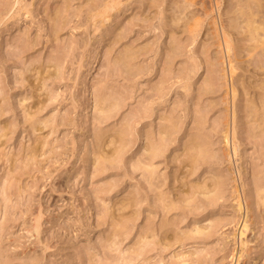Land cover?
<instances>
[{"label": "rangeland", "instance_id": "rangeland-1", "mask_svg": "<svg viewBox=\"0 0 264 264\" xmlns=\"http://www.w3.org/2000/svg\"><path fill=\"white\" fill-rule=\"evenodd\" d=\"M0 264H264V0H0Z\"/></svg>", "mask_w": 264, "mask_h": 264}, {"label": "bare ground", "instance_id": "bare-ground-1", "mask_svg": "<svg viewBox=\"0 0 264 264\" xmlns=\"http://www.w3.org/2000/svg\"><path fill=\"white\" fill-rule=\"evenodd\" d=\"M224 43H226V42L224 41Z\"/></svg>", "mask_w": 264, "mask_h": 264}]
</instances>
